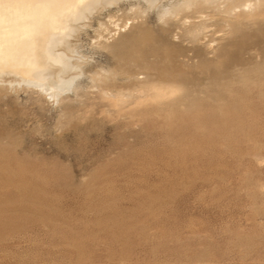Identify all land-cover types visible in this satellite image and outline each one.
I'll list each match as a JSON object with an SVG mask.
<instances>
[{
    "label": "rangeland",
    "instance_id": "1",
    "mask_svg": "<svg viewBox=\"0 0 264 264\" xmlns=\"http://www.w3.org/2000/svg\"><path fill=\"white\" fill-rule=\"evenodd\" d=\"M123 1L99 6L72 38L89 60L79 77L82 99L68 91L54 100L30 82L2 89L0 264H264V19L238 31L218 20L214 34L210 26L206 41L196 42L200 55L206 42L214 40L210 50L230 46L231 61L244 66L225 84L206 79L224 67L210 68L201 57L192 67L198 77L206 73L204 102L223 97L221 108L240 117L164 120L137 114L150 104L122 106L119 92L130 82L118 79L116 97L89 82L94 69L115 67L96 40L107 26L118 30L117 22L114 40L128 31L134 13ZM197 9L190 20L216 21L215 10ZM147 10L136 19L157 34L166 29V43L196 45L188 26L177 29Z\"/></svg>",
    "mask_w": 264,
    "mask_h": 264
},
{
    "label": "bare ground",
    "instance_id": "2",
    "mask_svg": "<svg viewBox=\"0 0 264 264\" xmlns=\"http://www.w3.org/2000/svg\"><path fill=\"white\" fill-rule=\"evenodd\" d=\"M119 1L121 2L123 0H0V98L2 97V92L6 91L2 90L4 85L9 83L8 87H10V85H13L12 82H17V84L19 82H25L26 85L27 82L34 83L40 88L39 90L42 94H46V97L50 96L58 101L62 100L63 94L68 91H72L76 96L81 95L85 85L79 77L84 75V67L88 64L89 60L85 59L84 56L78 52L79 50L77 51L78 48L76 49L77 46H75L72 38L74 39V36L77 35L82 26L87 25L85 24L86 21H88L87 18H90L92 16L91 14L95 12L97 8H100L99 6L102 8L103 6L106 7V5H117ZM125 1L129 4L130 7L128 8L130 11H133L134 16L132 15L131 17L133 18H129L131 19V22H129L131 25L129 29H127L128 31H126L127 23H123V28H125L126 32H123L122 39L119 42L116 41L119 39L114 40V35L118 30H121L117 21V23L115 22L116 24H114L118 30L114 29L115 31H112L113 28L107 29L108 26L105 29L106 31H102L100 28H105L103 27L104 21H99L100 28H98V31L101 30L103 33L105 32L106 36L104 35L105 33H99V35L97 33L99 40L95 38L98 42V47L101 46L102 49L104 48L109 52L110 56H113V58L115 57V61L113 59L115 67L108 69L100 66L94 69L93 72L90 71L92 72L90 73V77L88 76L89 73H85L88 78L91 79L89 82H92V85H94V87L96 86L98 90L92 87L90 83V85H88L94 88L98 93L100 92L101 95L110 96L115 95L114 92L118 88L117 84L122 86L120 85L121 83H118L119 78L122 82L124 80V83H126V81H128L127 83L130 82L131 84H128L131 85L129 87L130 90L128 89V91L123 92L122 89L119 95H121L123 99L120 98V96V99H118L121 102L123 100L122 104L127 101L139 107L148 104L152 105V110L139 109L137 114L141 117H153L164 120H185L200 118L205 113L223 116L224 118L240 117L238 113L232 114L230 112L231 109L221 108V100H226L223 97H213L212 102L214 103L207 104L204 102L203 85L206 83V73L204 77L202 76L203 79H201V76L200 78L195 75L192 71V67L199 65L202 61L200 59L201 57L203 62L210 68H220L221 71V68L224 67L223 71L221 73L219 72V78H216L213 74L214 77L207 76L208 78L206 77V79L209 81L221 82L222 79L225 84V80L228 81L236 76V74H238L237 71L239 72L244 66H239V69L238 63L231 61L229 56L230 46H222L219 44V46H217L218 48L212 47L213 49L211 48L210 50L212 42L214 41L211 39L213 40L212 42L201 44L205 47V50L203 51L204 55H200L198 51L200 46L198 44L201 43V38H205L204 40L206 41L207 31L210 26H214V24L218 27L219 25L221 26L220 20L225 22L223 24L227 25L229 29L232 28L231 31H234L237 29L239 30V27L256 17L264 19V0ZM201 6L210 8L212 12L215 10L217 19H214L215 16H213V14L212 16L213 20L216 21L209 22L206 20V22L201 18L202 21L196 22L192 21V16L190 20L189 14L194 13L191 12L188 14V12L196 10ZM150 8L156 9L155 14L157 18L162 20L165 24L171 22L175 24V26H178L177 29L184 28L183 25H186L185 27L188 26L185 28L186 30L184 32L195 43L199 42L196 43L197 46L194 42V45H190V48L171 44V41L170 43H166L164 38L166 29L163 27L160 28V34H157L155 32L158 31L154 32L148 24L136 19L139 16L142 18V14ZM200 10L197 9V12H202L199 14L200 17H205L206 15H203V13L205 14V12H203L204 8H200ZM133 13L131 12V14ZM89 15L91 16L89 17ZM207 15H209V13ZM212 16L210 15V19H212ZM196 19L198 18L194 20ZM111 21L112 20H110V22ZM165 24L164 26H166ZM179 25L182 27L180 26L181 28H179ZM170 26L173 27L171 24ZM213 26L211 27L213 29H210V31L215 30L214 28L216 26ZM169 32L171 33V31ZM209 33L213 32L211 31ZM249 37V35H245L246 40ZM113 40L115 42H112ZM257 43L259 44V42ZM242 46L240 48H243ZM250 49L249 51L252 52L251 50H253L252 53L254 54V48ZM245 50H247V53L248 48ZM250 52L249 54L251 55ZM239 60L241 59L239 58ZM207 71H209V69ZM216 73L218 72L216 71ZM85 84L87 83L85 82ZM94 89H92V91ZM119 90H121V88H118V91ZM90 92L91 91L88 93ZM97 92L93 93L94 95L92 97L97 96ZM88 93H85V95ZM91 94L92 93H90V96ZM82 96L83 95H81L80 98ZM116 96L117 95H115V97ZM128 103L125 102L122 106L128 105ZM71 110H73L72 107ZM68 111L67 109L66 113H69ZM62 112L64 111L62 110ZM60 116L61 115H59V117Z\"/></svg>",
    "mask_w": 264,
    "mask_h": 264
}]
</instances>
